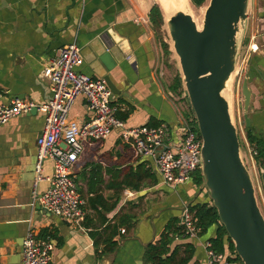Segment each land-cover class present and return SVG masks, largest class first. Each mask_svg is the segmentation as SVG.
Instances as JSON below:
<instances>
[{
    "label": "crops",
    "instance_id": "obj_1",
    "mask_svg": "<svg viewBox=\"0 0 264 264\" xmlns=\"http://www.w3.org/2000/svg\"><path fill=\"white\" fill-rule=\"evenodd\" d=\"M156 4L155 0H0V104L14 100L46 104L51 92L49 82L40 79L43 68L64 46L74 43L82 51L108 33L121 46L123 55L119 52L118 57H124L111 76L120 92L112 102L116 118L125 129L167 124L170 142L177 141L183 122L190 124L192 114L174 102L179 95L187 98L184 88L178 95L161 78L162 48L149 20ZM249 45L255 50L247 68L248 117L255 135L264 140V0L251 3L243 48ZM89 54L93 55L88 50L86 60ZM82 60L78 72L94 78L95 73H104L99 63ZM68 120L77 125L89 120L83 96L74 102ZM43 124L44 115L37 111L0 127V264H21V244L29 229L53 241L50 264H150L149 247L159 244L169 224L177 223L184 205L211 204L192 181L165 186L152 160L138 157L133 142L114 129L100 143H85L73 167L85 212L82 227H74L32 198L36 141ZM42 175H53L51 160L43 162ZM48 187L39 182L36 195ZM262 202L264 207V197ZM211 238L214 229L198 239L174 241L161 258L177 248L176 262L191 256L187 264H207L204 243Z\"/></svg>",
    "mask_w": 264,
    "mask_h": 264
},
{
    "label": "water",
    "instance_id": "obj_2",
    "mask_svg": "<svg viewBox=\"0 0 264 264\" xmlns=\"http://www.w3.org/2000/svg\"><path fill=\"white\" fill-rule=\"evenodd\" d=\"M249 6L250 0H209L200 29L190 8L187 13L172 14L165 20V27L178 58L181 81L202 142L201 189L206 191L241 263L264 264V216L241 157L233 103L222 96L227 79L239 63ZM106 35L80 52L85 60L88 50L93 53L86 62H97L103 67L104 73H95L96 77L107 85L113 96H118L120 92L111 76L124 57H118L119 52L123 55L120 44ZM241 96L244 127L249 128L251 92L247 73ZM36 112V108L29 111ZM260 171L264 191V172Z\"/></svg>",
    "mask_w": 264,
    "mask_h": 264
},
{
    "label": "built area",
    "instance_id": "obj_3",
    "mask_svg": "<svg viewBox=\"0 0 264 264\" xmlns=\"http://www.w3.org/2000/svg\"><path fill=\"white\" fill-rule=\"evenodd\" d=\"M254 40V37L251 39ZM255 45L246 49L242 63H247ZM80 48L76 44L64 46L53 62L44 67L40 79L50 85L51 98L43 105L14 100L0 104V127L18 115L29 113L33 108L44 115L41 135L36 141L35 180L32 198L49 214L62 219L74 227L81 228L85 219L84 202L77 190L73 167L87 142L100 143L114 129L122 130V136L133 142L135 153L140 158L151 159L161 182L170 188L192 181L194 173L200 171L201 139L193 128L183 122L177 141L171 143L169 126H140L125 129L115 116L113 95L107 85L98 78L77 71L82 64ZM243 73V69L237 74ZM80 96L86 100L89 120L77 125L68 120V114ZM241 111V110H240ZM242 114V111H241ZM237 109L238 125L243 130L244 122ZM250 160L255 152L249 150ZM45 160L53 163V175L44 177L42 165ZM47 182L48 189L37 196L35 188L39 182ZM198 192H205L198 187ZM190 204L184 205L179 219V234L174 241L198 239L200 230ZM123 232V231H122ZM54 250L50 237L40 238L29 229L23 239L21 264H50ZM207 264H240L234 252L217 253L210 241L204 243Z\"/></svg>",
    "mask_w": 264,
    "mask_h": 264
},
{
    "label": "trees",
    "instance_id": "obj_4",
    "mask_svg": "<svg viewBox=\"0 0 264 264\" xmlns=\"http://www.w3.org/2000/svg\"><path fill=\"white\" fill-rule=\"evenodd\" d=\"M209 0H190V4L195 8H200L203 5L207 4ZM161 9L155 5L149 14L150 23L156 32L160 33L164 24V16ZM164 55H170L169 46L163 41L162 38L158 39ZM171 91L176 94H181L183 92V84L181 81V75L178 73L173 79L171 86L169 87ZM187 99V98H186ZM193 131L198 135L197 125L194 117H192L191 123L189 124ZM156 127L157 125H150L149 127ZM245 139L249 145V148L255 152L253 160L259 170L264 172V140L261 137L255 135L251 127L245 128ZM192 182L197 186L201 187L203 184L202 176L200 171L196 172ZM190 210L195 213L197 219V226L200 230V236L205 235L209 230L214 229V238L209 239L212 249L217 253H225L226 251L234 252V246L224 227L219 222V217L215 208L208 203H198L190 206ZM178 221L169 224L166 227L164 233L161 235L159 244L149 247L148 254L146 255L147 262L150 264H187L191 256L179 259L176 262L178 255L177 248H174L163 260L161 256L167 254V246H170L174 242V236L179 234ZM237 260L240 264L241 261L237 257Z\"/></svg>",
    "mask_w": 264,
    "mask_h": 264
},
{
    "label": "rangeland",
    "instance_id": "obj_5",
    "mask_svg": "<svg viewBox=\"0 0 264 264\" xmlns=\"http://www.w3.org/2000/svg\"><path fill=\"white\" fill-rule=\"evenodd\" d=\"M253 2V0H250V6H249V11L251 10V3ZM157 3V1H156ZM158 6V3L156 4ZM207 4L203 5L200 8H195L191 5V15L194 19V21L196 22L198 27H201L202 25V21H203V15H204V11L205 8L207 7ZM159 7V6H158ZM161 11V10H160ZM158 39L162 38L163 41L169 46V51H170V55H164L163 51H162V56H161V73H162V80L164 81V83H167L169 86H171L174 77L176 76V74H180V66L178 63V58L176 57L173 49H172V42L168 36L166 27H165V19H164V24L162 27V31L159 33L158 32ZM245 52L246 49L242 48L241 52H240V58H239V63H238V72L240 70L243 69V73H239L234 75V77L232 78V81L230 83V91H229V102L233 103V117L236 121V126H237V132H238V137H239V141H240V152H241V157L242 160L244 162V165L246 167V169L248 170L251 180L253 182L254 188H255V196H256V200H257V204L258 207L260 208V211L262 213V215L264 216V207H263V202L262 199L264 197V191L262 188V184H261V171L258 169V167L256 166L255 162H252L250 160V158L248 157V155L246 154L245 151V133H243V130L239 127L238 125V115H237V109L241 110L242 109V96H241V85H242V81L244 79L245 74L247 73V68H248V62L246 63H242V60L244 59L245 56ZM240 90V91H239ZM240 92V93H238ZM179 95V94H178ZM238 95V96H237ZM187 97V96H186ZM174 102L177 103V105H179L180 109L182 110H187V112H191L192 117H193V113L192 110L190 111V105H189V101L188 98L187 99H182L179 97H175L174 98ZM191 109V108H190ZM241 113V111H240ZM190 114V115H191ZM242 114L240 115V121ZM195 174V173H194ZM193 174L192 179H194L195 175Z\"/></svg>",
    "mask_w": 264,
    "mask_h": 264
},
{
    "label": "bare ground",
    "instance_id": "obj_6",
    "mask_svg": "<svg viewBox=\"0 0 264 264\" xmlns=\"http://www.w3.org/2000/svg\"><path fill=\"white\" fill-rule=\"evenodd\" d=\"M158 3L159 8L161 9L164 19L167 20L172 14L181 11L187 13L189 8L191 9V4L189 0H155ZM200 29V27H198ZM238 67H236L233 74L229 76L227 79L224 90L222 92V96L229 103V91H230V83L232 78L237 73Z\"/></svg>",
    "mask_w": 264,
    "mask_h": 264
}]
</instances>
